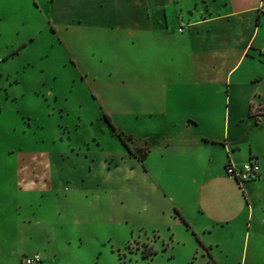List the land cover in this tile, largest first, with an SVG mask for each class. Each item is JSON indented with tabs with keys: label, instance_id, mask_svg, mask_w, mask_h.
Here are the masks:
<instances>
[{
	"label": "rangeland",
	"instance_id": "rangeland-1",
	"mask_svg": "<svg viewBox=\"0 0 264 264\" xmlns=\"http://www.w3.org/2000/svg\"><path fill=\"white\" fill-rule=\"evenodd\" d=\"M204 7L209 12L231 9L222 0H0V264H25L35 255L38 264H213L197 238L204 241L203 230L186 223L142 231L127 240L119 226L81 221L61 226L58 220L66 221L59 210L68 204L51 197L35 200L43 193L39 188L59 187L74 198V206L89 211L79 196L96 187V177L83 175L78 160L59 152L63 143H121L103 112L118 130L137 131L141 144L151 147L153 173L161 159L154 145L167 146L168 136L184 148L187 134L196 138L203 129L218 136L226 131L228 87L198 84L192 70L185 28L201 17ZM98 10L121 17L141 14L146 20L108 27L101 25ZM255 64L259 67L253 74H264V65ZM211 96L219 103L216 117L203 120L202 127L192 123L188 132L181 115L196 106L195 98ZM156 105L166 113L152 115ZM252 113L237 135L239 149L218 146L223 155L211 170L226 171L229 160L249 161L251 144L260 157L259 179L264 178V104H254ZM198 155L207 154L199 149ZM125 171L133 177L130 167ZM259 179L243 186L247 195L260 199L254 219L258 241L249 239L243 219L213 229L205 237L214 245L207 246L218 264H264V180ZM32 202L41 211L30 221ZM151 244L159 253L144 258L142 251Z\"/></svg>",
	"mask_w": 264,
	"mask_h": 264
},
{
	"label": "crops",
	"instance_id": "crops-1",
	"mask_svg": "<svg viewBox=\"0 0 264 264\" xmlns=\"http://www.w3.org/2000/svg\"><path fill=\"white\" fill-rule=\"evenodd\" d=\"M222 1L231 9L209 12L204 7L205 11L201 12V17L191 19L185 29L196 83L228 87L224 97L226 131L218 136L203 129L201 136L196 138L187 134L185 141L182 139L184 148L176 144L178 140L172 136L167 137L170 143L165 147L156 143L154 146L161 159L155 173L151 170L153 162L149 160L153 152L151 147H148L150 151L144 167L143 163L116 139L112 146L105 145L101 136L100 143L95 145L88 141L79 146H73V143L61 144L63 150L58 151L59 153H69L67 157L73 161L78 160L79 171L83 175L88 173L97 179L96 187H93L89 194L79 196L88 203L87 213L82 212L78 205L74 206V198L66 194L64 189L54 186L48 189L39 188L40 192H43L39 199L44 197L48 201L51 197L68 204L64 211L59 210L66 221L58 220L61 226L65 223L78 225L81 222L101 228L106 225L110 229L119 226L125 229L128 240L142 231L160 232L163 226L184 223L177 213L179 210L189 220L192 228L197 232L203 230L204 242L212 248L214 245H209L205 236L213 232V229L231 227L238 219L246 221L249 239L253 236L254 241H258L260 229L254 224V219L260 199L255 197V193H252L254 196L247 195L246 190L226 171L214 172L210 166L214 165L215 159L222 154L217 150L218 146L225 148V151L231 148L239 149L237 135L242 132V123L246 117L253 118L254 104H264V74H253L259 67L256 62L264 65V0ZM207 2L209 0H204V3ZM164 7L163 17L166 23L168 6ZM98 12L103 19L101 25L108 27L119 22L135 23L146 20L141 14L121 17L103 10ZM151 18L152 16L147 17V20L151 21ZM49 22L53 24L52 20ZM152 29L153 27L148 28ZM193 102H196V106L191 112L181 115L188 132H192V123L202 127L203 120L216 117L215 107L219 104L214 96L205 101L195 98ZM159 106L154 107L152 115L157 111L159 114L166 113V109ZM126 131L135 134L132 145L145 146L139 141L137 131ZM199 149L206 152L204 158L198 155ZM250 153L260 158L251 144ZM241 162L243 160L237 159V163ZM127 166L130 167L134 178L126 173ZM259 180L263 181L264 178ZM18 187L21 188L20 185ZM262 199L264 203V197ZM247 205L248 213L245 212ZM31 207L32 219L29 220L33 221V215L41 210L38 205L32 203ZM246 238L247 236L244 243ZM109 239L113 240L112 234Z\"/></svg>",
	"mask_w": 264,
	"mask_h": 264
},
{
	"label": "trees",
	"instance_id": "trees-1",
	"mask_svg": "<svg viewBox=\"0 0 264 264\" xmlns=\"http://www.w3.org/2000/svg\"><path fill=\"white\" fill-rule=\"evenodd\" d=\"M53 30L55 29L54 26H52ZM252 115H254L252 113ZM103 117L107 120V122L109 123L111 129L118 135V137L121 139L122 143L125 145L126 149L135 157L138 158L139 161H141L144 165V167H146L145 165V160L146 158L148 157L149 155V148L147 146H134L131 144V140L133 139V134L132 133H128L126 132L125 130H118L117 126L114 124L113 120H112V117L106 113V112H103ZM258 119H257V123H258ZM258 158V156H255L253 154L250 153V159H255ZM260 162V161H259ZM261 166V165H260ZM261 174H262V166H261ZM261 174L258 176V178L256 179H253V180H249V181H241V180H236L237 183L239 184V186L241 188H244L243 186L246 184V183H249V182H252V181H255V180H258L261 176ZM243 184V185H242ZM39 199V197L35 198V200ZM33 201V200H32ZM39 201H41L39 199ZM32 204H34L35 206L38 205V204H35L32 202ZM39 206V205H38ZM178 212V215L182 218V220L184 221V223H186V225L188 226V228L192 229V226L191 224L188 222V220L179 212V210H177ZM195 233V231H194ZM197 238L199 239L201 245L203 246V248L205 249V251L207 252V254L209 255V259L208 262H212L213 264H218V261L216 260V258L214 257V255L212 254V252L210 251V247H208L204 241H202L198 236ZM159 253V249L156 248L153 244L151 245H146L142 251V256L144 258H150V257H153L155 256L156 254ZM27 259V258H26ZM25 264H26V260H25ZM190 264V262L188 263Z\"/></svg>",
	"mask_w": 264,
	"mask_h": 264
},
{
	"label": "built area",
	"instance_id": "built-area-1",
	"mask_svg": "<svg viewBox=\"0 0 264 264\" xmlns=\"http://www.w3.org/2000/svg\"><path fill=\"white\" fill-rule=\"evenodd\" d=\"M226 173L235 180H241L242 182L253 180L261 174L260 162L257 158L241 163H234L229 160L226 165ZM39 262L40 256L38 255L26 259V264H38Z\"/></svg>",
	"mask_w": 264,
	"mask_h": 264
}]
</instances>
